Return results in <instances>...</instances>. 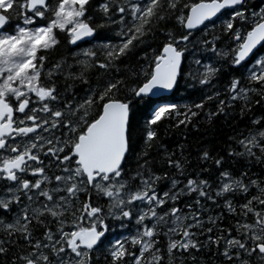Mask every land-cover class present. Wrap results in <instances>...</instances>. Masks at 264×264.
<instances>
[{"label":"snow or ice","instance_id":"obj_1","mask_svg":"<svg viewBox=\"0 0 264 264\" xmlns=\"http://www.w3.org/2000/svg\"><path fill=\"white\" fill-rule=\"evenodd\" d=\"M0 264H264V0H0Z\"/></svg>","mask_w":264,"mask_h":264},{"label":"trees","instance_id":"obj_2","mask_svg":"<svg viewBox=\"0 0 264 264\" xmlns=\"http://www.w3.org/2000/svg\"><path fill=\"white\" fill-rule=\"evenodd\" d=\"M259 2V0H257ZM184 93L178 94L177 99L183 96ZM183 102V101H181ZM199 131L194 129H183V133L188 136L193 149L202 143L219 142L228 133L229 127L226 121L223 119L219 120L215 128H209L204 121L203 116L200 117ZM165 142L170 146H174L178 142H182L181 129H174L166 134Z\"/></svg>","mask_w":264,"mask_h":264}]
</instances>
